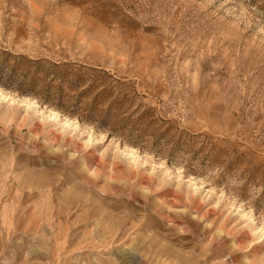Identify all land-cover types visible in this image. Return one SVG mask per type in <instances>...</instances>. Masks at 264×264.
Wrapping results in <instances>:
<instances>
[{
	"label": "rangeland",
	"instance_id": "obj_1",
	"mask_svg": "<svg viewBox=\"0 0 264 264\" xmlns=\"http://www.w3.org/2000/svg\"><path fill=\"white\" fill-rule=\"evenodd\" d=\"M0 264H264V0H0Z\"/></svg>",
	"mask_w": 264,
	"mask_h": 264
},
{
	"label": "bare ground",
	"instance_id": "obj_2",
	"mask_svg": "<svg viewBox=\"0 0 264 264\" xmlns=\"http://www.w3.org/2000/svg\"><path fill=\"white\" fill-rule=\"evenodd\" d=\"M52 115H53V116H57L58 118H60L59 113H57V112H55V111H53ZM71 123H72L71 121H66V125H67V126H70Z\"/></svg>",
	"mask_w": 264,
	"mask_h": 264
}]
</instances>
